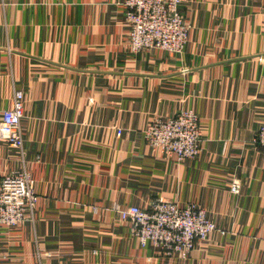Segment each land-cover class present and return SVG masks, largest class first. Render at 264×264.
Wrapping results in <instances>:
<instances>
[{
	"label": "crops",
	"instance_id": "crops-1",
	"mask_svg": "<svg viewBox=\"0 0 264 264\" xmlns=\"http://www.w3.org/2000/svg\"><path fill=\"white\" fill-rule=\"evenodd\" d=\"M3 2L0 126L16 91L25 113L24 149L0 134V177L26 170L39 201L33 222L0 227V264H264V0H183L176 56L129 50L125 0ZM188 110L198 157L145 143L156 117ZM160 200L206 209L224 233L187 257L142 247L116 211Z\"/></svg>",
	"mask_w": 264,
	"mask_h": 264
},
{
	"label": "built area",
	"instance_id": "built-area-1",
	"mask_svg": "<svg viewBox=\"0 0 264 264\" xmlns=\"http://www.w3.org/2000/svg\"><path fill=\"white\" fill-rule=\"evenodd\" d=\"M4 5L0 0V6ZM181 0H125V20L129 25V48L134 54L157 49L169 55H181L189 43L190 27L181 10ZM25 113V97L16 91L12 108L3 112L1 137L12 146L23 149L21 125ZM118 137L122 130L118 129ZM145 143L166 158L184 161L195 159L203 141L201 119L193 111H182L170 117H156L143 131ZM255 142L264 148V125ZM232 192H240L238 183ZM38 194L31 175L14 171L0 177V227L16 229L27 221L33 222ZM121 221L131 224L134 236L142 247L152 245L164 256H186L198 242L218 232L204 208L181 206L169 201H157L150 209L129 206L118 209Z\"/></svg>",
	"mask_w": 264,
	"mask_h": 264
},
{
	"label": "rangeland",
	"instance_id": "rangeland-1",
	"mask_svg": "<svg viewBox=\"0 0 264 264\" xmlns=\"http://www.w3.org/2000/svg\"><path fill=\"white\" fill-rule=\"evenodd\" d=\"M182 2H183V0H181ZM130 37V36H129ZM130 43V42H129ZM129 50H130V48H129ZM131 51V50H130ZM133 53V52H132ZM134 54V53H133ZM23 149H24V147H23ZM19 171V170H18ZM20 171H23L22 169L20 170ZM26 171V170H25ZM8 175V174H7ZM240 186V185H239ZM38 201H39V196H38ZM36 210H37V206H35V208H34V210H33V212H34V217H32V219H33V221H34V219H35V215H36ZM206 210V209H205ZM206 212H207V210H206ZM207 215H208V213H207ZM212 221V220H211ZM213 222V221H212ZM218 232H221V233H224V231L222 230V229H220L219 227H218ZM201 242V241H200ZM200 242H198L197 244H196V246H195V248L198 246V244L200 243ZM194 248V249H195ZM189 255V254H188ZM188 255H186L185 257H187Z\"/></svg>",
	"mask_w": 264,
	"mask_h": 264
}]
</instances>
